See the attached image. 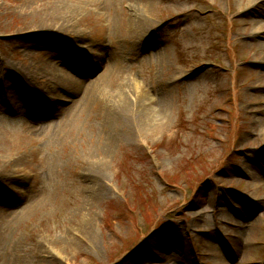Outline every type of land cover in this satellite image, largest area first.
I'll list each match as a JSON object with an SVG mask.
<instances>
[{"label": "rangeland", "instance_id": "rangeland-1", "mask_svg": "<svg viewBox=\"0 0 264 264\" xmlns=\"http://www.w3.org/2000/svg\"><path fill=\"white\" fill-rule=\"evenodd\" d=\"M57 1L0 0V264H264V38L242 21L264 4L86 0L75 28H22ZM123 88L166 99L156 127L118 123Z\"/></svg>", "mask_w": 264, "mask_h": 264}, {"label": "bare ground", "instance_id": "bare-ground-1", "mask_svg": "<svg viewBox=\"0 0 264 264\" xmlns=\"http://www.w3.org/2000/svg\"><path fill=\"white\" fill-rule=\"evenodd\" d=\"M71 2L72 3L58 0L56 2V5H48L46 10H43L41 12H34V16L31 20L27 19L26 21H24L22 28H27L30 26H33L31 28L38 29H55L60 26L75 28V20L77 19L78 13L80 14L79 10H82L80 9L79 4L83 3L82 6H84L86 0H76ZM262 4H264V0H244L242 13L251 12L255 7ZM186 12H190V15L194 18V14L192 13V11ZM186 12L184 11V13ZM184 13H181L179 15H182ZM253 14L255 15L251 21H246V19L242 21L244 24H251L254 27L255 31L250 35L251 38L255 40L261 37L264 38V10ZM132 28L134 30V35L132 34L133 39L139 38V40L143 42L145 39L156 32V30L158 29V25L152 22L149 18L140 16L139 20H137L132 25ZM259 44L264 45L262 41H259ZM118 96L119 109L116 112V114H118V116L120 117L118 123L130 121L132 123V126L134 127L135 133L156 127L159 124L157 122V117L165 115L167 112L168 106L165 98L161 101L159 107H148L144 100H141V102H138L136 100L134 104L137 109L134 110L129 107L132 104L130 105L131 102L129 101V97H127L126 88L121 89ZM123 127L128 129L129 124L125 123ZM132 131L128 130V132L132 133L133 135ZM237 238L238 237H236V241Z\"/></svg>", "mask_w": 264, "mask_h": 264}]
</instances>
